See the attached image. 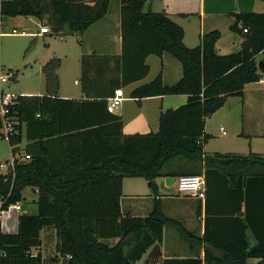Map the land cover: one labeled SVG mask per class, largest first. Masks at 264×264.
I'll return each mask as SVG.
<instances>
[{"label":"trees","instance_id":"16d2710c","mask_svg":"<svg viewBox=\"0 0 264 264\" xmlns=\"http://www.w3.org/2000/svg\"><path fill=\"white\" fill-rule=\"evenodd\" d=\"M148 1H120L119 75L106 83L112 93L99 91L91 99L53 95L59 86V61L53 59L44 67L50 93L15 95L10 114L18 121V133L8 142L12 153L24 150L32 158L0 172V198L6 200L5 207L25 202L23 191L31 187L38 194L37 210L20 214L15 233L3 232L0 224V264H43L42 253L32 249L42 244L45 226L55 229L62 264H135L150 248L151 264H264V154L204 150L211 138L205 132L206 119L229 96L243 98L248 83L264 78L258 59L264 58V12L233 13L230 29L241 38V47L219 54L221 31H209L199 45L188 47L184 28L166 11L145 10ZM110 2L0 0V15L36 17L51 32L80 35L105 17ZM165 52L182 63V78L165 85L159 73L131 95L187 94L188 101L162 112L157 131L125 134L121 117L108 109V97L116 88L145 78L148 56ZM81 61L85 83L89 58L84 55ZM10 72L15 80L18 71ZM73 117L79 124H70ZM2 125L0 115L4 137ZM24 135L27 143L21 148ZM58 145L66 153L64 162L50 157ZM56 163L71 166L54 169ZM165 175L204 177L205 198L196 199V214L205 218L204 234L164 210L156 180ZM126 177L148 180L154 201L149 214L123 213ZM169 229L188 243V254L162 255L160 245ZM109 239L116 241L111 244ZM251 258L260 260L251 263Z\"/></svg>","mask_w":264,"mask_h":264},{"label":"crops","instance_id":"0c3cea01","mask_svg":"<svg viewBox=\"0 0 264 264\" xmlns=\"http://www.w3.org/2000/svg\"><path fill=\"white\" fill-rule=\"evenodd\" d=\"M86 1L93 2L94 0ZM148 4L149 9L153 11H166L172 17V19H174L184 28V42L188 47H195L199 45L201 43L202 35L209 31H221V37L216 43V49L219 54H229L237 51L241 47V38L230 29L231 24L235 20L232 16L233 13L264 12V1L262 0H149ZM110 7L105 17L91 25L89 29H87L83 34H80L81 37L78 39L79 49L76 52V56L78 57V60H80L81 65L82 56L86 55L89 58L88 78L86 79V82H82L79 74L75 78V86H78L79 93L77 96L68 94L66 92V84L63 83L62 77L60 74H58L59 86L58 88H55L56 91L53 95H57L64 99H91L92 97H95L99 91L105 92V94L108 92H113V89H111L106 83L112 78L118 77L119 75L117 63L122 54V36L120 4L117 8V11H115L113 15H111L112 13L110 11ZM6 22L11 26V28H13L11 32L3 30V26ZM32 24H34V29L36 31L28 29ZM16 25L26 27V29H28L22 30L20 32V34L25 37L34 36L36 39L41 35L50 34L41 33V27L43 24L36 17H2L0 15V38L17 34L18 32L15 28ZM258 59L259 61L262 60V58ZM1 62L2 58L0 55V65ZM147 63L150 66V72L145 78L133 82L127 86L115 89V91L118 89L122 90L125 95V99L113 112L121 117L123 121V132L125 134H145L152 131H157L159 128V117L162 112L168 109L178 108L188 101L187 94L156 95L142 99L133 97L131 93L136 87L153 80L159 73H162L165 85L174 84L183 76L182 63L170 53L165 52L162 56L149 55L147 58ZM17 78L18 74L15 80H17ZM37 94L44 95L45 93ZM114 95L115 92L108 97V101ZM230 100L241 104L243 107V114L241 118L233 123L235 129L234 134L238 140L242 141L239 143H234L232 148L224 150L227 152H222L216 149L208 150L207 145L210 144V140H212V138L216 135L215 131L212 129V126L209 124V119L218 112H221V110H223V116L227 115L226 113L229 109H226V106ZM213 115L208 117L205 123V132L211 135L210 140L204 146V150L207 153L220 152L249 154L250 152H253L264 154V78L257 82L248 83L245 87L243 98L240 96H229L225 105ZM225 117H222L221 121H225ZM71 123L79 124L78 117H73L72 120H70V124ZM221 127L224 128V126L221 125L220 130ZM222 134L226 135L224 132ZM259 144H263V147L259 148ZM24 146L20 144L21 148H24ZM60 146L61 145H58L56 148H52L50 152L52 161H65L64 159H66V153L62 151L63 148ZM176 164L177 162L173 163V165ZM63 166L71 165L56 163V165H54V169H63ZM70 169L71 168L68 170ZM72 170H74V167ZM167 176L171 175H165L157 178L156 180L159 186V191L162 194L163 205L165 203L176 201L177 199H182L181 196L175 197L168 194V188L176 183L177 178L175 177V180L171 182V184H167L165 181V177ZM124 181L125 178L123 180V193L125 186ZM33 190L35 194H37L36 189ZM131 199L135 198H128L129 201H127V197L123 195L121 200L123 213H131L140 216H145L150 213L148 211L151 210L146 207V204H144L143 200H152L153 195H151V197H139V199H136L139 201H134L133 203L130 201ZM21 204L26 207L25 202H21ZM6 214L7 216L3 218L1 223L2 231L5 233L17 232L20 213L15 209H11ZM14 215L17 216L16 230H12L13 225L11 224V219L14 217ZM188 216V221L191 222L190 225L187 223L188 227L191 229L197 228L200 235L204 234V214L201 217L197 216L196 206H192ZM222 227L223 224L219 226V229ZM167 234H169L168 230L166 231L164 243L160 245L162 255L166 256L164 252L167 250L172 251L173 253L181 250L184 252L183 255L188 254L187 250H189V245L187 242H185V240H182L181 243L171 244L170 242H167ZM108 242L112 244L114 239L108 240ZM151 250L152 248H150L143 258L137 261L135 264H151L152 258L149 256ZM203 255L204 247L201 250V256ZM148 258L151 259L147 261ZM259 260L260 259L251 258L249 261L251 263H258Z\"/></svg>","mask_w":264,"mask_h":264},{"label":"rangeland","instance_id":"374dc122","mask_svg":"<svg viewBox=\"0 0 264 264\" xmlns=\"http://www.w3.org/2000/svg\"><path fill=\"white\" fill-rule=\"evenodd\" d=\"M121 0H111V15L117 11V8ZM149 9V4L147 2L145 10ZM45 25H48V23ZM13 27V26H12ZM17 34L12 36H5L0 38V55L2 62L0 65V76L8 75L10 70L18 71V78L14 80L9 79L8 82L2 83L0 80V89H3L5 92L12 93L14 95L20 94H37V93H48L49 89L47 87L46 75L44 67L45 65L53 60L59 61L56 66V73L60 74L63 79V83L66 84V92L77 96L79 93L78 86H75V78L79 74L81 78L82 75V65L76 52L79 49L78 39L81 35L77 34H62L51 32L50 34L41 35L38 38L25 37L20 34L22 30L34 28L32 24L28 29L26 27H21L16 25ZM3 30L11 32L13 28L7 22L3 26ZM258 58H262V55H259ZM10 75V74H9ZM64 89V88H63ZM238 102V100H237ZM226 109H229L226 113L227 115L223 116V110L213 115L209 119V124L212 126V129L215 131V136L210 140V144L207 145L208 150H219L222 152H227L232 148L234 143H239L242 140H238L234 134L233 123L239 120L243 114V107L241 104L236 103L233 100H230ZM225 111V110H224ZM226 116V117H225ZM222 117H225V121H221ZM224 126L226 135L222 134L223 130H220V126ZM25 135L23 136L22 146L26 143ZM247 143V142H244ZM263 144H259V148H262ZM258 148V144H257ZM12 158V152L8 143V139L0 136V163H4L7 160ZM124 195L131 199L133 203L138 202L139 197H151L153 191L148 184V180L142 177H126L124 181ZM168 194L174 195L178 193L177 184L174 183L171 187L168 188ZM38 194H35L34 190L31 187H27L23 191V196L25 197L26 207L30 212H35L37 210V205L35 199ZM182 199H177L176 201L165 203L163 205L164 210L170 216H175L179 219L188 221V214H190V208L196 206V199L191 196H181ZM146 207L149 210L153 208V199L143 200ZM150 212V211H148ZM7 214L4 215V218ZM12 230L17 229V216L11 219ZM188 225V224H187ZM169 234H167V242L181 243L182 239L179 234L173 230L169 229ZM42 244L38 248H33L32 252L36 254L37 252L42 253V263L43 264H62V260L57 256V236L54 227L45 226L41 231ZM111 240V239H109ZM113 240V239H112ZM112 242V244L115 243ZM168 245V244H167ZM167 250V249H166ZM166 255H183L184 252L181 250L173 253L172 251H165ZM164 256V255H163Z\"/></svg>","mask_w":264,"mask_h":264},{"label":"built area","instance_id":"2783aa9c","mask_svg":"<svg viewBox=\"0 0 264 264\" xmlns=\"http://www.w3.org/2000/svg\"><path fill=\"white\" fill-rule=\"evenodd\" d=\"M247 31V29H245ZM51 29L48 25H42L41 33H50ZM10 74V75H9ZM8 75H1L0 80L1 82H8L9 79L12 77L13 73L10 72ZM0 115L2 117V128L1 133L2 135L8 139L18 133L16 125L18 121L11 116L10 114V105L15 97L14 94L5 92L3 89H0ZM125 99V95L122 90H116L115 95L112 96L108 101V109L112 112L122 103ZM221 130H224L221 127ZM226 133V131H223ZM12 148V146L10 145ZM31 154L27 153L26 151H20L17 153H12V158L7 160L4 163L0 164V172L6 173L9 170L14 169L17 160H30ZM177 190L180 194H186L191 196L194 199H204L205 198V179L202 175H183L177 178L176 180ZM6 200L0 198V224L4 218V215L11 209L17 210L20 214L29 213V211L24 208L21 202H17L14 204L5 207ZM5 254V253H3Z\"/></svg>","mask_w":264,"mask_h":264},{"label":"water","instance_id":"95a60500","mask_svg":"<svg viewBox=\"0 0 264 264\" xmlns=\"http://www.w3.org/2000/svg\"><path fill=\"white\" fill-rule=\"evenodd\" d=\"M259 69L264 70V59L259 61ZM174 180H175V177H173V176L165 177V181L167 184H171V182H173Z\"/></svg>","mask_w":264,"mask_h":264}]
</instances>
